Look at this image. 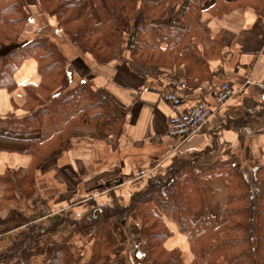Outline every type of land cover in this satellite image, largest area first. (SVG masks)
Here are the masks:
<instances>
[{
    "label": "trees",
    "instance_id": "trees-1",
    "mask_svg": "<svg viewBox=\"0 0 264 264\" xmlns=\"http://www.w3.org/2000/svg\"><path fill=\"white\" fill-rule=\"evenodd\" d=\"M208 0H40V5L58 19L72 44L92 55L98 63H108L117 55L114 48L127 42L129 60L134 69L145 74L165 67L173 59L172 45L188 43L194 35L178 23L194 12L200 18ZM177 6L167 22L155 23L165 17L168 10ZM213 15L220 16L235 8H253L264 14V0L217 1ZM93 8L95 12H90ZM35 16L26 0H0V48L22 35L26 24ZM42 27H40L41 29ZM38 28L37 34L40 31ZM165 33V34H164ZM157 41L151 45L147 35ZM192 35V36H191ZM166 43L167 48L161 49ZM187 57L201 60L198 52ZM29 59L38 63L41 82L26 86L30 114L23 118L0 116V150L28 154L32 157L28 171L13 179L8 171L0 175L6 185L0 199V212L10 203H20L33 198L37 190V174L45 164L60 157L71 144V131L76 126L95 129L105 140L122 131L123 109L102 88L91 81L73 84L71 63L63 48L47 35L34 36L22 46L0 56V89L13 91L18 87L15 75ZM190 90L198 83L186 76ZM199 82L203 78L198 77ZM61 127L49 139L26 138L24 134L49 126ZM221 182L227 190L221 215L212 213L215 191L212 183ZM148 187L135 193L130 204L102 207V210L85 216L83 224L66 215L52 217L50 225H30L22 230L9 247L11 256L0 254V264H127L126 255H116L124 250L117 242L112 221L130 218L139 220L140 240L137 248L140 264H264V161L250 158L243 162L239 157L203 160L200 156L183 161L169 170L165 177L150 178ZM1 216V215H0ZM25 225L22 220H9ZM170 223L186 236L193 259L186 262L181 248L168 249L166 242L174 236ZM0 226V232L10 228ZM75 225L80 232L91 231L86 243L91 253L86 261L77 260L73 246L55 240L39 246L43 238L52 240L60 227ZM12 229V230H13ZM10 232V231H9ZM0 236V241L4 240ZM33 242V245H29ZM12 258L13 261H12Z\"/></svg>",
    "mask_w": 264,
    "mask_h": 264
},
{
    "label": "crops",
    "instance_id": "crops-1",
    "mask_svg": "<svg viewBox=\"0 0 264 264\" xmlns=\"http://www.w3.org/2000/svg\"><path fill=\"white\" fill-rule=\"evenodd\" d=\"M217 1L208 0L196 23L192 24L188 18L178 23L184 30L193 26L196 33L188 43L172 45L174 56L165 67L173 71L170 73H160V69L145 74L137 72L129 60L126 41L115 46L117 56L108 63H98L91 54L69 45L65 49L59 43L71 63L73 83L89 80L96 88L107 91L123 109V129L102 140L92 127H73L68 150L49 160L38 173L35 196L8 204L0 216V226L10 224L11 214L24 223H44L54 215H66L70 211L71 216L85 217L115 202L128 205L135 193L148 187L150 178L165 177L170 169L193 157L213 161L236 156L243 162L252 157L264 161V14L258 15L253 8L244 7L215 16L212 5ZM175 9L171 7L155 23L167 22ZM90 12L95 11L90 8ZM44 15L55 27L56 18L48 12ZM38 28L39 25L34 30ZM50 32L49 28L42 27L38 34ZM147 38L151 45H156L151 34ZM160 48L165 50L166 43ZM195 51L202 55L204 64L187 57ZM173 74L198 83L190 90L192 98H206L212 106L215 92L223 82L231 83L236 90V95L224 107L216 108L200 132L186 141L171 138L167 132L174 109L163 98V92ZM15 78L16 89H0L2 117L23 118L31 113L26 106V86L41 82L37 61L26 60ZM60 127L49 126L26 132L24 136L45 141ZM31 159L28 154L0 150V175L9 171L16 180L27 173ZM141 170L150 174L137 178L136 173ZM211 185L215 191L212 213L218 217L227 190L221 182ZM5 189L6 185L0 182V199ZM170 227L175 234L168 240L169 244L166 242V247L181 248L186 262L190 263L193 255L186 236L184 246H178L183 241L182 234L176 226Z\"/></svg>",
    "mask_w": 264,
    "mask_h": 264
},
{
    "label": "rangeland",
    "instance_id": "rangeland-1",
    "mask_svg": "<svg viewBox=\"0 0 264 264\" xmlns=\"http://www.w3.org/2000/svg\"><path fill=\"white\" fill-rule=\"evenodd\" d=\"M26 2H27L28 7L34 13V16H35L34 22H30L29 24H26V26L23 29L22 35L19 38H16V40H14L13 42L2 44V46L0 48V56L8 55L11 52V50L22 46L25 42H27V40L33 38L34 36H39V34H37V31L34 30L35 27L38 25L40 27H47L51 30V32L49 34H41V35L49 36L51 39L56 41L57 44L60 43L61 46H63L65 49L68 48V45L73 47V48L75 47L68 40V36L64 32L63 28L58 25V19L56 16L52 15L53 17L56 18V21H57L56 26L54 27L50 24V22L48 21V18H46L47 15L46 14H45L46 16L44 15V13L48 12V11L41 7L40 0H26ZM175 7H177V6H175ZM176 10L177 9H175V11ZM50 16H51V14H50ZM188 16H189L188 19L194 20V21L196 20V14L194 12L189 13ZM191 33L195 36V33H196L195 29H193ZM124 43L125 42L123 41V44ZM77 83H73V84L76 85ZM0 215H4L3 211L0 212ZM12 217H13V215L11 214L10 219L15 220ZM16 218H18V217H16ZM70 219H72L73 221L74 220L79 221L78 225H81V224H83L85 217L84 216L77 217L74 215V216H70ZM50 223L51 222L48 220L47 222L44 221V223L43 222H39V223L31 222L30 225H34V224L42 225L43 224V225L49 226ZM140 223L141 222L139 220L136 221V220H133L130 218H126V220L123 221V223L121 221H118V220L112 221L114 233H115L118 244L124 243L123 244L124 250L123 251H121V250L117 251L116 255L119 256V255H122L124 253L126 255V258H127V264H140L141 263L140 262V260H141L140 253H139V250L137 248V245H138L139 240H140V235H139ZM16 226L17 225L13 222V224H10V226L8 227V228H10L8 231L3 232V233L0 232V236L5 237L4 240L0 241V254L4 253V254H7L8 256H11L12 254H11L10 249H9V247L11 246V242L16 237L20 238L17 235H19V233L22 230H25L28 228L27 222L20 229H17V228H16L17 230L13 229ZM170 226H174V228H175V225H173L172 223H170ZM90 234H91V231L80 232V230L75 225L65 224L62 227H60V230L54 236L53 240H52L51 236H47V237L43 238L39 243L37 242L36 244H38L39 246L46 245V244L51 243L55 240H62V241L69 242L74 247L73 251H74L75 256L78 257L77 260L81 259L83 262H85L87 256L91 253V247L86 243ZM180 237H181V239H183V241H180L178 243V246L183 247L186 239H185L184 235L183 236L181 235ZM169 241H168V244H169ZM28 244L33 245V242H29ZM172 246H174V244ZM13 259L14 258H12V261H13Z\"/></svg>",
    "mask_w": 264,
    "mask_h": 264
},
{
    "label": "built area",
    "instance_id": "built-area-1",
    "mask_svg": "<svg viewBox=\"0 0 264 264\" xmlns=\"http://www.w3.org/2000/svg\"><path fill=\"white\" fill-rule=\"evenodd\" d=\"M203 91V87H199ZM236 90L229 82H223L215 92V105H210L206 98L193 99L190 87L185 78L171 77L163 92V98L174 109L168 127V136L186 141L197 135L201 128L209 122L216 108L224 107L234 96ZM150 174L146 170L136 173L137 178Z\"/></svg>",
    "mask_w": 264,
    "mask_h": 264
}]
</instances>
